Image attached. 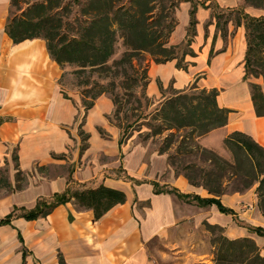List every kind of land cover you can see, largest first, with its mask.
Here are the masks:
<instances>
[{
  "label": "crops",
  "instance_id": "obj_1",
  "mask_svg": "<svg viewBox=\"0 0 264 264\" xmlns=\"http://www.w3.org/2000/svg\"><path fill=\"white\" fill-rule=\"evenodd\" d=\"M215 1L229 9L242 4ZM179 9H186L187 28L189 2ZM211 13L205 6L196 8L195 56L185 59L187 69L176 67L175 60L151 61L145 92L160 102L159 85L178 91L195 81L199 88L217 89L218 106L229 110L227 122L196 142L228 157L223 140L234 131L264 147V115L255 114L249 87L257 83L264 93V83L262 77L245 78L244 25L228 22L223 36L216 21H208ZM9 16L10 0H0V167H7L9 184V190L0 189V218L14 206L30 209L68 187L104 184L123 190L126 200L97 220L90 209H78L71 201L45 217H15L0 225V264H214L204 222L221 226L229 239L251 237L264 256V235L249 229L264 231L256 186L214 196L191 185L151 139L141 140L139 133L121 136L110 120L114 104L108 96L100 95L85 111L78 93L61 85L65 70L51 59L45 40L12 41L5 31ZM174 30L170 43L184 41L186 31L175 36ZM196 196L216 198L230 211L217 203L201 204Z\"/></svg>",
  "mask_w": 264,
  "mask_h": 264
},
{
  "label": "trees",
  "instance_id": "obj_2",
  "mask_svg": "<svg viewBox=\"0 0 264 264\" xmlns=\"http://www.w3.org/2000/svg\"><path fill=\"white\" fill-rule=\"evenodd\" d=\"M119 0H74L79 9L73 17H67L66 7L54 9L56 0H41L26 3L25 9L16 14L12 10L17 7L19 0H10V16L5 25V31L14 43L25 39L41 38L45 40L46 48L51 59L61 68L73 65L72 71L77 86L81 89V101L85 111L92 108L100 95L108 96L114 104L115 112L121 107L119 93L116 88H126L127 81L132 79L144 90L141 97H136L137 106L142 100L147 101L146 86L149 78L147 69L149 64L141 65L138 60L141 53H148L155 63L176 61V67L187 69V56H195L191 48L192 37L196 34L197 19L195 12L197 4L189 10V24L186 28L185 40L170 43V36L177 25V21H163L165 15L154 16L155 0H127L128 4L116 3ZM183 0H158V7L163 9H177ZM213 7L212 5H205ZM247 6L264 7V0H244L243 4L230 8L225 13H215L212 8V17L216 19V29L226 36V24L232 22L234 26L244 25L245 51V78L262 77L264 83V14L252 16L245 11ZM217 7V5H216ZM156 17V18H155ZM122 39L123 51L118 57L116 43ZM134 60L138 63L135 64ZM138 69H141L138 73ZM87 72V74H85ZM97 80L90 82L92 75ZM104 80L106 84L102 83ZM90 84L89 87L87 85ZM196 85L187 90H178L164 97L155 110L154 119L161 124L148 126L151 135H157L169 130L163 143L159 146L160 152L168 150L174 131L188 129V137H198L210 130L223 126L227 122L229 110L217 104L218 90L215 88L193 91ZM250 95L255 114L264 115V93L257 83H250ZM160 92L163 93L159 85ZM134 96V93H126ZM164 95V94H163ZM136 108V107H134ZM121 136L127 137L126 129L120 124ZM186 135V136H187ZM88 135L84 134V139ZM184 136L181 135V142ZM180 144V143H179ZM211 165L220 168L215 170L195 169V165L188 164L185 169L192 172H180L174 163V155L167 158L177 174H183L193 186H201L214 196L224 193L244 192L255 187L257 204L264 213V147L259 145L249 135L234 131L223 140L224 147L233 151V161H228L213 149L199 146ZM14 160H17L16 154ZM229 171L232 176L239 177L243 187L227 190L223 184L224 173ZM20 172L16 173L19 178ZM169 192L177 197H187L177 193L174 189L154 188V192ZM197 198L201 204L217 203L223 211H230L222 207L216 198ZM126 194L123 190L99 184L95 187L72 188L68 187L62 193H55L48 199L38 200L34 207L27 209L14 206L11 211L0 218V225L10 224L15 217L33 220L47 216L59 204L71 201L78 209H90L97 220L113 206L124 203ZM207 231L211 233L214 264H264V256L251 237L229 239L223 234V228L217 224L204 222ZM251 231L263 234L261 227H249Z\"/></svg>",
  "mask_w": 264,
  "mask_h": 264
},
{
  "label": "rangeland",
  "instance_id": "obj_3",
  "mask_svg": "<svg viewBox=\"0 0 264 264\" xmlns=\"http://www.w3.org/2000/svg\"><path fill=\"white\" fill-rule=\"evenodd\" d=\"M34 1H41V0H19V4L17 7H13L12 11L16 14L20 13L23 9L26 7V3H31ZM158 0H155V8L153 9L154 16L156 17H161V15H165L163 18V21L169 22L172 20L177 21V25L175 26V36L181 35L184 30L186 31V24H185V15H186V9H179L181 3L189 2L190 4V9L192 5L197 4V7L204 6L205 5H214L213 7H207L210 8L212 11V8L215 13H225L228 11L229 8H222L220 7L215 0H183L180 2L179 6L177 9H163L161 10L160 7H158L157 2ZM242 4L244 0H241ZM57 4L54 6V9L60 10L62 6L64 5L67 9L65 12L67 17H73L76 15L79 7L77 4H75L74 0H56ZM208 2V3H207ZM128 4L127 0H119L116 4ZM207 3V4H206ZM241 4V5H242ZM217 5V7H216ZM247 9H251L254 11H264V7L262 8H257L253 6H247ZM189 9V10H190ZM155 17V18H156ZM216 19L212 17V14L209 18L208 21H212ZM189 24V23H188ZM188 26V25H187ZM194 36L192 37V39ZM124 47L122 45V39L118 38V41L116 43V53L114 57H118L120 53L123 51ZM188 57V56H187ZM186 57V58H187ZM138 61L141 62V65L144 64H149L152 61L151 56L148 53H141ZM185 58V59H186ZM137 60H134V63H138ZM186 61V60H185ZM188 65L190 64L189 61H186ZM76 67L73 65H66L64 68V74L61 79V85H63V88L66 89L67 91H76L80 97V103L82 104L81 101V89L84 86H77L76 85V79L75 76L73 75L72 71ZM141 69H138V73L140 72ZM87 74V72L85 73ZM97 80L96 74L92 75L90 82L92 83L93 81ZM102 83L106 84L107 81L104 80ZM196 85L195 81L189 85L186 89L189 90L192 85ZM90 84L87 85L89 87ZM197 86V85H196ZM198 86L196 88H192L193 91L200 90ZM115 91L119 93V99L121 101V107L118 112H115V108L113 112L111 113L110 120L116 124V125H121L126 129L127 133H131L130 135H133L134 133H139V138L141 140H147L151 139L152 143H155L157 147H159L163 141L165 140V137L168 135L169 130H164L160 134L157 135H151L149 132L148 126L153 125V124H161L159 120L154 119L153 116L155 114L156 108L159 106L158 98H151L147 96L146 94V99L142 100L141 106H137V102L135 101L136 97H141L142 94H144V90L141 89V87L138 84H135L132 79L127 81V87L126 88H116ZM127 91L129 93H134V96H129L127 95ZM164 96L166 97L170 95L173 90L171 86H168L165 90H162ZM136 107V108H134ZM121 130V129H120ZM82 133V132H81ZM174 138L167 150L168 154H173L174 155V163L176 166H178L179 171L182 172H192L193 170L191 169H185L186 165L188 164H193L195 165V169H209V168H214L215 170H220V168L211 165V162L207 159L206 155L203 154V152L198 148V146L195 144L197 143L195 141L194 137L189 138L187 133L188 129H183L180 131H174ZM181 135L184 136L183 142H181ZM187 135V136H186ZM180 143V144H179ZM222 149V148H221ZM217 153L220 154L221 157L224 159H227L228 161H233V151L232 150H227L229 153L228 157H224L221 155L220 152L215 150ZM14 154V153H13ZM12 154V155H13ZM13 157V156H12ZM224 177L222 179L223 184L226 186L227 190H231L233 188L237 187H243L242 186V181L239 179V177L232 176L229 171L224 173ZM0 189H6L9 190V184H8V172H7V167L2 166L0 167ZM211 234V233H210ZM212 236V235H211Z\"/></svg>",
  "mask_w": 264,
  "mask_h": 264
}]
</instances>
